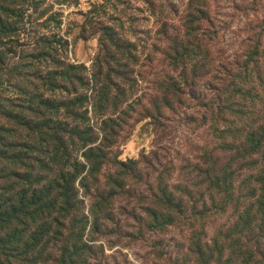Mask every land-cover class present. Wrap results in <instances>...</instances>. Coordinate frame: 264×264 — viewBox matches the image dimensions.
I'll return each mask as SVG.
<instances>
[{
    "label": "trees",
    "instance_id": "trees-1",
    "mask_svg": "<svg viewBox=\"0 0 264 264\" xmlns=\"http://www.w3.org/2000/svg\"><path fill=\"white\" fill-rule=\"evenodd\" d=\"M52 11L0 0V264H92L114 237L148 244L152 264H264V16L218 63L207 2L187 0L152 82L125 74L135 57L111 61V28L90 68L70 62ZM143 121L204 137L194 156L121 161Z\"/></svg>",
    "mask_w": 264,
    "mask_h": 264
},
{
    "label": "rangeland",
    "instance_id": "rangeland-1",
    "mask_svg": "<svg viewBox=\"0 0 264 264\" xmlns=\"http://www.w3.org/2000/svg\"><path fill=\"white\" fill-rule=\"evenodd\" d=\"M48 2L53 5L52 12L58 13V21H61L59 34L68 43L70 62L90 68L100 53V39H106L104 29L111 28L115 32L112 36L119 40L122 50V54L115 50L110 51L108 44V49L112 53L111 61L131 64L135 57L143 68L141 71L137 69V73L126 71L125 74L129 76L140 74L143 79L152 82L155 78L164 76L167 71L165 63L168 51L166 45H162L165 40V36L162 35L163 28L165 25L170 28L179 27V20L187 5V0H48ZM206 2L214 25L213 30L217 32V37L213 40V45L219 52V55L215 54L216 61L236 62L245 49L247 33L249 34L255 26V18L264 16V0H206ZM129 44L133 46V53L130 54ZM148 88L149 85L143 84L138 89V95ZM195 104L189 103L188 108L192 110ZM176 121L172 119L171 123ZM171 123L163 125L160 123L159 126L151 125L148 121L129 124L131 129L126 130L119 159L136 160L142 156L151 159L152 151L161 156L160 161L172 159L178 154L194 156L196 154L194 148L200 143L199 138L204 137L203 132ZM101 243L103 254H99L92 264H152L148 244L145 245L139 240L133 238L119 240L114 237L97 242Z\"/></svg>",
    "mask_w": 264,
    "mask_h": 264
}]
</instances>
